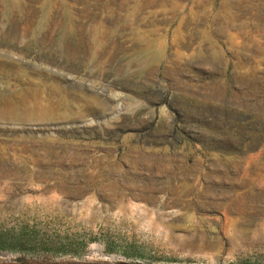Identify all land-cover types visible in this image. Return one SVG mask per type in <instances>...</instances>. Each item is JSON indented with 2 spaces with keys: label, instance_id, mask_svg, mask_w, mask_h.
<instances>
[{
  "label": "rangeland",
  "instance_id": "1",
  "mask_svg": "<svg viewBox=\"0 0 264 264\" xmlns=\"http://www.w3.org/2000/svg\"><path fill=\"white\" fill-rule=\"evenodd\" d=\"M31 36L74 99L0 122V264H264V0H0Z\"/></svg>",
  "mask_w": 264,
  "mask_h": 264
},
{
  "label": "bare ground",
  "instance_id": "2",
  "mask_svg": "<svg viewBox=\"0 0 264 264\" xmlns=\"http://www.w3.org/2000/svg\"><path fill=\"white\" fill-rule=\"evenodd\" d=\"M38 46L45 51L49 47L46 41H38L31 36L27 43H7L4 47L6 50L3 48L0 54V73L13 79L18 88L0 95V122L18 124L56 119L68 115L67 112L71 110L73 93L62 85L56 74L33 67L32 64L40 65L38 61L45 60L47 56L42 49L37 50ZM12 53L20 59H28V62L25 60L28 65L11 58Z\"/></svg>",
  "mask_w": 264,
  "mask_h": 264
}]
</instances>
